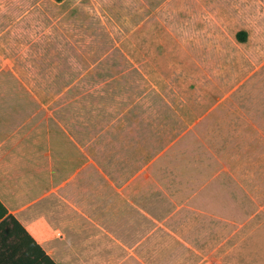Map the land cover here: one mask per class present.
<instances>
[{"label":"rangeland","instance_id":"1","mask_svg":"<svg viewBox=\"0 0 264 264\" xmlns=\"http://www.w3.org/2000/svg\"><path fill=\"white\" fill-rule=\"evenodd\" d=\"M48 9L66 44L61 85L87 110L110 202L117 193L121 202L124 182L125 202L170 204L158 207V240L168 242L165 226L179 230L182 210V264H262L260 247L245 253L244 233L229 242V193L264 132L245 124L247 95L264 103V75H248L264 73V0H63ZM176 254L166 255L180 264Z\"/></svg>","mask_w":264,"mask_h":264},{"label":"crops","instance_id":"2","mask_svg":"<svg viewBox=\"0 0 264 264\" xmlns=\"http://www.w3.org/2000/svg\"><path fill=\"white\" fill-rule=\"evenodd\" d=\"M52 1L57 0H0V203L38 246L4 226L0 264H179L166 255L173 249L182 264L183 250L188 253L190 247L182 210L179 230L169 227L172 223L165 226L175 237L168 242L158 240L165 234L159 229L158 207L170 204L125 202L124 182L121 202L118 193L110 202L108 167L97 162L93 136L86 133L87 110L78 109L74 87L61 85L59 57L66 44L53 33L60 19L48 9ZM248 75L262 78L264 73ZM67 77L77 74L70 71ZM249 98L245 124L264 130L262 96ZM260 133L253 136L244 174L238 175L237 168L232 172L229 242L235 233H244L245 253L250 246L260 247L264 264ZM17 235L24 244L15 240Z\"/></svg>","mask_w":264,"mask_h":264},{"label":"trees","instance_id":"3","mask_svg":"<svg viewBox=\"0 0 264 264\" xmlns=\"http://www.w3.org/2000/svg\"><path fill=\"white\" fill-rule=\"evenodd\" d=\"M57 1H61V0H57ZM246 30H239L236 33V36L239 40H245L246 38ZM5 216V218H3L0 221V229L4 228V226H6V230L9 232H16V231H21L23 232L29 240L32 241V239L30 238V236H28L26 234V231L24 230V228L20 225V223L10 214H7V210L5 209V207L0 203V219ZM16 241H19L20 243L24 244L23 241V237H20V235H17L16 237H14ZM32 243L37 246L34 241H32ZM38 247V246H37ZM46 258H48L46 256Z\"/></svg>","mask_w":264,"mask_h":264}]
</instances>
